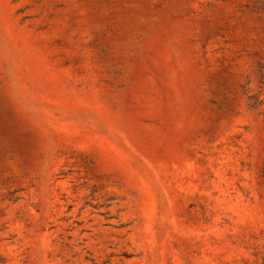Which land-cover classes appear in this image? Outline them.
<instances>
[{
	"label": "rangeland",
	"instance_id": "obj_1",
	"mask_svg": "<svg viewBox=\"0 0 264 264\" xmlns=\"http://www.w3.org/2000/svg\"><path fill=\"white\" fill-rule=\"evenodd\" d=\"M0 264H264V0H0Z\"/></svg>",
	"mask_w": 264,
	"mask_h": 264
}]
</instances>
